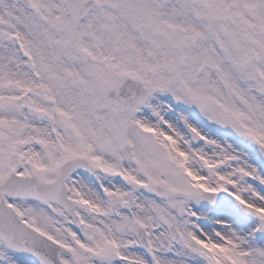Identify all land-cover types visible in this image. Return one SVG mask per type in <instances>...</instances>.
Returning a JSON list of instances; mask_svg holds the SVG:
<instances>
[{"label": "snow or ice", "instance_id": "6c2138e0", "mask_svg": "<svg viewBox=\"0 0 264 264\" xmlns=\"http://www.w3.org/2000/svg\"><path fill=\"white\" fill-rule=\"evenodd\" d=\"M0 264H264V0H0Z\"/></svg>", "mask_w": 264, "mask_h": 264}]
</instances>
